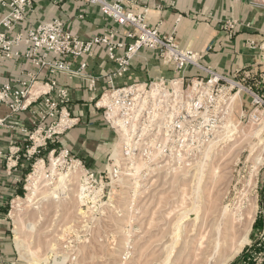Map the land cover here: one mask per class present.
<instances>
[{"label":"rangeland","instance_id":"rangeland-1","mask_svg":"<svg viewBox=\"0 0 264 264\" xmlns=\"http://www.w3.org/2000/svg\"><path fill=\"white\" fill-rule=\"evenodd\" d=\"M243 89L233 103L238 89H215L203 132L189 134L183 147L164 145L162 159H148L160 149V137L145 140L136 125L134 160L120 162L124 152L117 161L110 156L112 176L99 172L91 179L81 167L73 170L70 161L62 163V149L53 156L56 166L50 151L35 156L9 207L15 254L4 264H196L214 211L244 209L248 198L257 205L249 242L226 264H264V130L252 120L256 109L264 117V104ZM259 155L262 163H256ZM41 159L44 168L35 176L43 175L29 199L30 175ZM17 227L23 252L15 247Z\"/></svg>","mask_w":264,"mask_h":264},{"label":"crops","instance_id":"crops-1","mask_svg":"<svg viewBox=\"0 0 264 264\" xmlns=\"http://www.w3.org/2000/svg\"><path fill=\"white\" fill-rule=\"evenodd\" d=\"M9 1V0H7ZM8 7L0 4V18L8 13ZM138 12L144 13L149 28L164 36H172L181 48H189L201 55L200 66L229 76L251 87L256 93H264V0H144ZM61 20L77 38L92 40L111 31H118V40L127 42L126 29L119 28L98 6L71 0H37L33 12L16 26L9 38L26 34L41 23ZM226 20H237L234 34L223 28ZM253 42V46H252ZM20 54L11 60H0V83L18 84L33 77L38 81L49 80L46 68L38 69L30 58L24 56L27 45L21 42L15 47ZM123 50L119 51L122 54ZM107 48L99 45L91 54L72 58L69 63L78 74H57L61 86L70 92L68 109L76 125L59 137L49 149H68L72 156L82 161L95 173L103 172L109 154L116 143V136L105 124L96 100L108 88V77L116 64L108 59ZM42 59L52 60V55L42 53ZM85 64L84 69H80ZM183 75L206 76L197 66L188 67ZM180 76L173 65L162 62L158 54L144 50L135 56L127 75L116 82L117 86L144 84L158 78L169 83ZM88 77L95 79L94 87ZM2 117H8L9 109L2 106ZM33 108L7 119L0 128V264L11 261L15 254L11 237L9 207L18 196L21 183L32 168L33 159L22 152L17 165L7 169L6 157L11 147L24 148L27 130L36 121Z\"/></svg>","mask_w":264,"mask_h":264},{"label":"built area","instance_id":"built-area-1","mask_svg":"<svg viewBox=\"0 0 264 264\" xmlns=\"http://www.w3.org/2000/svg\"><path fill=\"white\" fill-rule=\"evenodd\" d=\"M36 1L0 0V4L7 6L9 10L0 18V60H11L19 56L15 47L25 42L27 50L24 56L30 58L38 69L46 68L49 76L46 82L33 77L18 84L0 83V110L2 106L9 109L8 117H2L0 114V128L8 118L29 108H33L37 117L32 128L27 130L28 139L24 148L16 146L10 148L6 157L7 169L17 165L22 152L28 159L34 160L35 156L48 151L51 144H56L60 136L76 125V120L72 118L68 109L71 101L70 92L60 85L56 76L59 73L69 76L78 74V71L71 69L69 61L91 54L99 45L107 48L108 59L114 62L116 67L108 77V88L96 100L95 106L101 110V116L115 134L117 143L121 138L124 139V155L120 162L126 156L128 160H134L132 154L135 145L132 142V135L136 125L139 127L141 138L147 140L153 136L157 140L160 137L161 147L148 152L149 160L162 159L164 145L176 144L183 147L189 134L203 132L212 101L211 95L219 87L223 89L230 85L231 88L238 89L236 93L240 96L242 89H239V85H242L243 90L264 104V93L258 94L241 81L218 74L210 68H203L199 64L200 54L189 48L179 47L172 36H164L158 30L149 28L145 14L138 12L144 0H71L98 6L119 28L126 29V37L129 40L127 42L118 40L117 30H111L89 41L80 40L59 19L41 23L28 30L25 35L19 34L11 40L9 38L11 31L33 12ZM238 23L237 20H226L223 22V28L232 35ZM120 50H123L122 54H119ZM144 50L158 54L162 62L173 65L180 76L169 83L163 78H158L144 84L117 86V80L129 72L133 58ZM42 53L52 55L54 58L42 59ZM190 66L201 68L206 76L192 77L188 80L183 72ZM85 67L86 65L82 64L80 69ZM88 79L93 88L95 79L92 77ZM176 81H181L179 89L175 88ZM259 101L255 100L256 103ZM49 151L53 157L57 150ZM2 156L4 152L0 150V157ZM110 156L111 154L108 157V167L103 173L111 175L108 170L112 163ZM60 158L62 163L70 161L72 166L78 164L91 179L98 176L86 168L82 161L73 157L66 148L61 150ZM40 161L44 165V160ZM37 164L36 162L35 165ZM118 165L120 163L113 164L114 176L118 175Z\"/></svg>","mask_w":264,"mask_h":264},{"label":"bare ground","instance_id":"bare-ground-1","mask_svg":"<svg viewBox=\"0 0 264 264\" xmlns=\"http://www.w3.org/2000/svg\"><path fill=\"white\" fill-rule=\"evenodd\" d=\"M181 81L175 82V88H180ZM240 89H243L244 87L242 85H239ZM239 98L238 93H236L232 97V103ZM258 101V99L256 98ZM260 110L256 109L252 113V120L256 125H258V132L264 130V117L262 115H258V112ZM124 139L121 138V141H119L111 153V160L117 161L122 153L124 152ZM253 147V146H252ZM252 149V148H251ZM52 159V166H56V164L59 163V159H55L54 157H51ZM256 163H262L263 157L262 155H259L256 159ZM61 161V160H60ZM36 173L31 174V182L28 184L27 189L30 191V197L29 199L35 194L37 189L39 178L36 177L40 172L39 170H42L44 168L43 162L38 163L36 166ZM111 168V165L109 166V169ZM79 169L78 164H76L73 167V170ZM72 170V171H73ZM39 172V173H38ZM37 174V175H36ZM36 175V176H35ZM66 176L63 177V179ZM248 191H245L242 193L241 198L244 199V196L247 195ZM249 193V192H248ZM20 199H18L19 201ZM248 205L246 208H242L238 205H235L233 208H230L228 205L223 207L221 210H215L214 213L216 214V218L214 221L210 224L208 237L206 242H202L205 238V236H201V242L199 246V261L195 259L194 262L196 264H203L205 262L209 263L211 259L218 256L220 258V261L217 264H226L229 260H231L234 256L238 254L242 250V248L249 242L248 233L250 230V226L254 220L257 205L255 201L251 198H248ZM186 216V215H185ZM183 216V217H185ZM16 243L15 247L19 252L24 251V245L22 243L21 238L19 237L20 231L19 228H16ZM194 258L198 256L194 255Z\"/></svg>","mask_w":264,"mask_h":264},{"label":"trees","instance_id":"trees-1","mask_svg":"<svg viewBox=\"0 0 264 264\" xmlns=\"http://www.w3.org/2000/svg\"><path fill=\"white\" fill-rule=\"evenodd\" d=\"M48 151H49V149H48ZM262 199H263V205H264V188L262 189ZM262 226V221H260V220H257L256 221V223H255V225H254V227L255 228H260Z\"/></svg>","mask_w":264,"mask_h":264}]
</instances>
